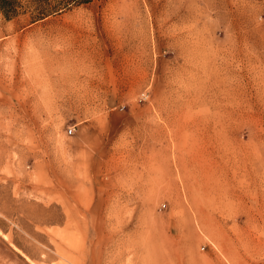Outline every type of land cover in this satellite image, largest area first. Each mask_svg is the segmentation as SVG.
Instances as JSON below:
<instances>
[{"label": "rangeland", "instance_id": "374dc122", "mask_svg": "<svg viewBox=\"0 0 264 264\" xmlns=\"http://www.w3.org/2000/svg\"><path fill=\"white\" fill-rule=\"evenodd\" d=\"M38 11L0 10V264H264V0Z\"/></svg>", "mask_w": 264, "mask_h": 264}, {"label": "trees", "instance_id": "16d2710c", "mask_svg": "<svg viewBox=\"0 0 264 264\" xmlns=\"http://www.w3.org/2000/svg\"><path fill=\"white\" fill-rule=\"evenodd\" d=\"M18 6H25L32 8L33 11H38L40 0H0V10L7 17L10 18L17 14Z\"/></svg>", "mask_w": 264, "mask_h": 264}, {"label": "bare ground", "instance_id": "6f19581e", "mask_svg": "<svg viewBox=\"0 0 264 264\" xmlns=\"http://www.w3.org/2000/svg\"><path fill=\"white\" fill-rule=\"evenodd\" d=\"M79 60V59H78ZM64 76V75H63ZM62 78V77H61ZM232 97V96H231ZM217 101H219V100H217ZM217 101H215V103H217ZM218 104H219V102H218ZM217 104V105H218ZM216 105V104H215ZM217 108V107H216ZM221 109L222 108H220V109H218L217 108V110H220L221 111ZM225 110V109H224ZM223 111V110H222ZM228 112V111H227ZM150 241V240H149ZM146 244H149L150 245V242L149 243H143L142 244V252L143 251H146V252H148L149 253V256H148V258H147V262H149L150 264H155V262H157V261H159L160 263H158V264H169V260L171 259L170 258V256H171V254H170V251H169V249L167 248V246H164L162 243V245L161 246H159V250L155 253L154 252V250L155 249H152V245H151V247L150 246H148V245H146ZM158 249V248H157ZM156 251V250H155ZM145 252V253H146ZM154 253H155V255H154ZM147 255V254H146ZM154 256H157L158 257V260H157V258L155 259V257ZM171 261V260H170Z\"/></svg>", "mask_w": 264, "mask_h": 264}]
</instances>
